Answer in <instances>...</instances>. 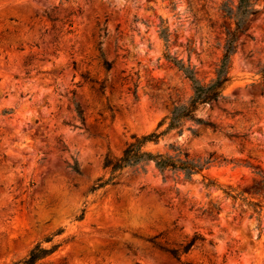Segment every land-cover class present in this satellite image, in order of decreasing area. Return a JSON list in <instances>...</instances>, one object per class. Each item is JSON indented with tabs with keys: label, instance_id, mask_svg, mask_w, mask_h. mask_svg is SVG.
<instances>
[{
	"label": "rangeland",
	"instance_id": "rangeland-1",
	"mask_svg": "<svg viewBox=\"0 0 264 264\" xmlns=\"http://www.w3.org/2000/svg\"><path fill=\"white\" fill-rule=\"evenodd\" d=\"M221 1L0 0V264L21 259L59 228L64 233L55 240H72L40 264H180L147 240L177 246L194 234L205 241L181 261L264 264V232L258 236L251 207L206 189L202 178L221 189L259 186L245 164L264 170V82L258 74L264 0L246 24L252 38L237 35L224 99L196 111L245 139L208 129L195 138L187 131L170 134L151 148L164 152L175 143L192 158L214 154L219 163L190 180L148 164L143 173L123 170L117 186L91 192L105 174V156H119L131 135L150 132L191 96L189 81L163 58L158 18L171 33L169 53L207 83L230 27ZM54 7L59 20L75 14L71 33L42 16ZM100 52L111 69L103 68ZM101 81L104 94L96 91ZM133 82L136 98L127 91ZM72 101L83 112L82 125ZM74 161L80 174L69 167ZM261 190L249 199L264 205ZM82 209L84 218L76 221Z\"/></svg>",
	"mask_w": 264,
	"mask_h": 264
},
{
	"label": "trees",
	"instance_id": "trees-1",
	"mask_svg": "<svg viewBox=\"0 0 264 264\" xmlns=\"http://www.w3.org/2000/svg\"><path fill=\"white\" fill-rule=\"evenodd\" d=\"M67 1V0H62ZM260 0H222L218 9L222 11L223 16L229 21V29L224 31V39L221 47V56L214 69V76L207 83H202L195 78L194 68L189 65H184L180 59L172 56L169 53V37L170 31L166 25V21L161 17L158 18L156 25L159 38L164 42L165 52L163 58L170 65L177 68L184 77L189 81L191 86V96L189 99L178 105H174L172 109L163 116L155 125V127L148 133L142 135H131L130 139L121 154L117 157L107 155L104 157L102 169L105 174L99 177L91 192L104 189L106 187H113L119 185L118 178L123 170L131 169L133 172H144V168L148 164L161 174L169 172L172 175H182L185 180H190L193 176L201 174L204 169L209 168L212 163H219L214 154H210L208 158L201 161L200 159L192 158L189 153L177 146L175 143L165 145L166 151H154L151 146H157L166 136L176 134L181 136L184 131H187L192 138L199 135L200 129H208L212 132H220L225 138L229 140H244L246 135L239 134L233 131L226 130L218 126L212 121L205 120L197 116L196 111L200 107L206 105L210 106L224 99V92L232 82L231 58L237 51V35L240 34L245 38L251 39L249 27L246 26L251 17H255L260 13ZM55 7L51 9V13L43 11V17L46 21L50 22L53 27L55 22H61L63 26L67 27V33L72 32L74 13H68L62 19L52 16ZM106 33H104V36ZM101 42L98 43L100 48ZM102 58V66L107 71L111 69V62L104 59L103 54L100 52ZM261 81L264 82V67L258 72ZM126 79V77H124ZM97 83V82H94ZM96 91L104 94V82L97 83ZM137 84L133 82L132 87H128L127 91L136 98ZM74 105V113L80 124H83V112L78 103L72 101ZM186 123H189L186 126ZM246 167L252 170V173L258 177L259 186H252L248 189H238L237 187L227 186L221 189L214 181L203 178V185L206 189L221 190L226 198L232 199L234 202L239 201L247 204L252 209V214L255 215L258 228V236L264 232V227L261 226V216L264 205L259 202H253L250 196H261L262 187H264V170L259 166H253L249 163L245 164ZM70 169L80 174V169L76 161L70 166ZM217 213L220 208L216 207ZM85 209H82L80 214L76 217V221H81L84 218ZM64 233L63 228L57 229L54 233L44 237L41 241L36 242L26 253L24 257L19 260L13 261L8 264H40L44 259L55 253L63 243L71 241L72 238H65L55 240ZM157 237L149 238L148 243L155 249L160 250L172 258L176 259L180 264H191L186 261H181L182 256L188 254L196 242H204L205 238L199 234H194L191 238L178 244L177 246H170L166 242L162 243L156 241Z\"/></svg>",
	"mask_w": 264,
	"mask_h": 264
}]
</instances>
